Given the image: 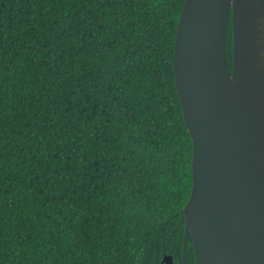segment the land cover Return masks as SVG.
<instances>
[{"label":"trees","instance_id":"trees-1","mask_svg":"<svg viewBox=\"0 0 264 264\" xmlns=\"http://www.w3.org/2000/svg\"><path fill=\"white\" fill-rule=\"evenodd\" d=\"M183 4L0 0V264H182Z\"/></svg>","mask_w":264,"mask_h":264},{"label":"water","instance_id":"water-1","mask_svg":"<svg viewBox=\"0 0 264 264\" xmlns=\"http://www.w3.org/2000/svg\"><path fill=\"white\" fill-rule=\"evenodd\" d=\"M172 68L192 140L182 264L188 237L195 264H264V0H184Z\"/></svg>","mask_w":264,"mask_h":264}]
</instances>
